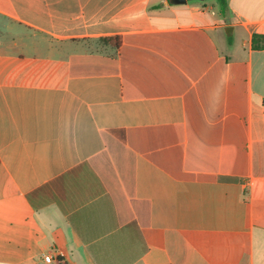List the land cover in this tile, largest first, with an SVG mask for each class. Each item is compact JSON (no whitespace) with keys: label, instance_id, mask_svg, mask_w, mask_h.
Listing matches in <instances>:
<instances>
[{"label":"crops","instance_id":"0c3cea01","mask_svg":"<svg viewBox=\"0 0 264 264\" xmlns=\"http://www.w3.org/2000/svg\"><path fill=\"white\" fill-rule=\"evenodd\" d=\"M254 35L264 0H0V264H264Z\"/></svg>","mask_w":264,"mask_h":264},{"label":"trees","instance_id":"16d2710c","mask_svg":"<svg viewBox=\"0 0 264 264\" xmlns=\"http://www.w3.org/2000/svg\"><path fill=\"white\" fill-rule=\"evenodd\" d=\"M217 1L221 3L224 0H217ZM253 46L255 48H264V38L263 37H260V36H257V35H254V38H253Z\"/></svg>","mask_w":264,"mask_h":264},{"label":"built area","instance_id":"2783aa9c","mask_svg":"<svg viewBox=\"0 0 264 264\" xmlns=\"http://www.w3.org/2000/svg\"><path fill=\"white\" fill-rule=\"evenodd\" d=\"M44 260H45L46 264H52L54 262V257L49 255V256H46Z\"/></svg>","mask_w":264,"mask_h":264},{"label":"water","instance_id":"95a60500","mask_svg":"<svg viewBox=\"0 0 264 264\" xmlns=\"http://www.w3.org/2000/svg\"><path fill=\"white\" fill-rule=\"evenodd\" d=\"M187 1H188V0H176V3H177V4H183V3H186ZM199 1H203V0H199ZM228 29L230 30V29H232V28H227L226 31H227Z\"/></svg>","mask_w":264,"mask_h":264}]
</instances>
